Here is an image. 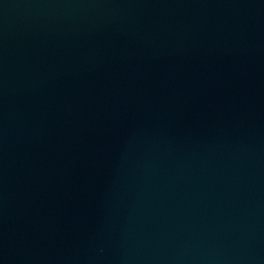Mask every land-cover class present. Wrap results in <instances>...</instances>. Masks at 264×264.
<instances>
[{"label": "water", "instance_id": "95a60500", "mask_svg": "<svg viewBox=\"0 0 264 264\" xmlns=\"http://www.w3.org/2000/svg\"><path fill=\"white\" fill-rule=\"evenodd\" d=\"M0 264H264V0H0Z\"/></svg>", "mask_w": 264, "mask_h": 264}]
</instances>
